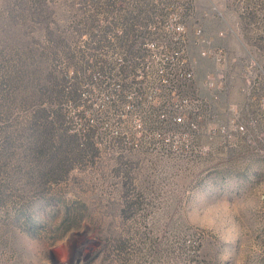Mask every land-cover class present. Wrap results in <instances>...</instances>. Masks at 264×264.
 Masks as SVG:
<instances>
[{
    "label": "rangeland",
    "instance_id": "rangeland-1",
    "mask_svg": "<svg viewBox=\"0 0 264 264\" xmlns=\"http://www.w3.org/2000/svg\"><path fill=\"white\" fill-rule=\"evenodd\" d=\"M178 23L193 142L117 96L102 127L87 77ZM0 264H264V0H0Z\"/></svg>",
    "mask_w": 264,
    "mask_h": 264
},
{
    "label": "built area",
    "instance_id": "built-area-1",
    "mask_svg": "<svg viewBox=\"0 0 264 264\" xmlns=\"http://www.w3.org/2000/svg\"><path fill=\"white\" fill-rule=\"evenodd\" d=\"M140 30L134 37L133 50L121 53L118 59L119 64L124 65L119 77H104L100 73L87 77L89 113L99 114L102 127H108L103 116L108 110L105 99L110 97L111 103L112 97L117 96L127 102L126 111H137L140 116L154 113L167 118L174 126V136L167 139L169 142L192 143L200 128L197 117L210 107L211 100L197 91H190L196 77L186 58V27L178 23L167 29ZM207 51L218 60L225 57L222 49ZM221 83L212 76L206 78V85L211 89L218 88ZM94 97H99L100 101L94 102L96 107L92 108ZM94 121L92 118L91 122Z\"/></svg>",
    "mask_w": 264,
    "mask_h": 264
}]
</instances>
